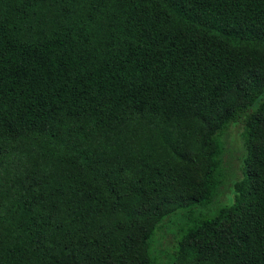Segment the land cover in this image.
Wrapping results in <instances>:
<instances>
[{
    "label": "trees",
    "instance_id": "trees-1",
    "mask_svg": "<svg viewBox=\"0 0 264 264\" xmlns=\"http://www.w3.org/2000/svg\"><path fill=\"white\" fill-rule=\"evenodd\" d=\"M0 264H264V0H0Z\"/></svg>",
    "mask_w": 264,
    "mask_h": 264
},
{
    "label": "rangeland",
    "instance_id": "rangeland-1",
    "mask_svg": "<svg viewBox=\"0 0 264 264\" xmlns=\"http://www.w3.org/2000/svg\"><path fill=\"white\" fill-rule=\"evenodd\" d=\"M242 130V124L234 122L232 123L230 129L224 137L227 147L225 155V165L228 170L229 176L234 178L241 176L242 174L240 167L241 157L244 154V147L241 138ZM231 195H233L231 191V186H228L223 189L221 200L224 201L227 199V196ZM160 240L162 242V245L170 250H172L176 244V236L171 231L164 230L163 233H161Z\"/></svg>",
    "mask_w": 264,
    "mask_h": 264
}]
</instances>
